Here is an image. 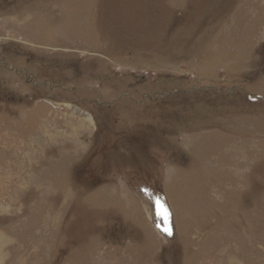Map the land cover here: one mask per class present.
Listing matches in <instances>:
<instances>
[{"label":"rangeland","instance_id":"obj_1","mask_svg":"<svg viewBox=\"0 0 264 264\" xmlns=\"http://www.w3.org/2000/svg\"><path fill=\"white\" fill-rule=\"evenodd\" d=\"M0 264H264V0H0Z\"/></svg>","mask_w":264,"mask_h":264},{"label":"snow or ice","instance_id":"obj_2","mask_svg":"<svg viewBox=\"0 0 264 264\" xmlns=\"http://www.w3.org/2000/svg\"><path fill=\"white\" fill-rule=\"evenodd\" d=\"M165 231L167 232V234L171 235L170 230L165 229Z\"/></svg>","mask_w":264,"mask_h":264},{"label":"bare ground","instance_id":"obj_3","mask_svg":"<svg viewBox=\"0 0 264 264\" xmlns=\"http://www.w3.org/2000/svg\"><path fill=\"white\" fill-rule=\"evenodd\" d=\"M88 119H89V120H91V118H90V117H88ZM46 145H47V144H46ZM151 207H153V206H151ZM153 210H154V209H153Z\"/></svg>","mask_w":264,"mask_h":264}]
</instances>
